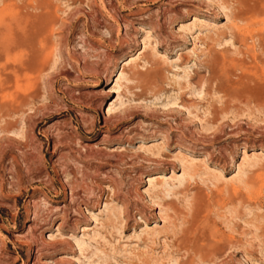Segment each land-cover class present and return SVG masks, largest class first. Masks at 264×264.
<instances>
[{
  "label": "rangeland",
  "instance_id": "374dc122",
  "mask_svg": "<svg viewBox=\"0 0 264 264\" xmlns=\"http://www.w3.org/2000/svg\"><path fill=\"white\" fill-rule=\"evenodd\" d=\"M262 227L264 0H0V264H264Z\"/></svg>",
  "mask_w": 264,
  "mask_h": 264
},
{
  "label": "bare ground",
  "instance_id": "6f19581e",
  "mask_svg": "<svg viewBox=\"0 0 264 264\" xmlns=\"http://www.w3.org/2000/svg\"><path fill=\"white\" fill-rule=\"evenodd\" d=\"M197 21V19H196V17H195V15H193V22H196ZM180 29H184L183 27H181L180 26ZM150 32L149 31H146V39H144V41H143V44H142V46H143V49H142V51H140L139 53H138V56H137V59H139V60H144V62H146V63H153L154 61V59L153 58H148V56H147V49L149 48V38H150V34H149ZM182 37V36H181ZM183 38V40L182 41H187V40H189V39H191V38H189V36H183L182 37ZM164 45V43L163 42H160V43H158V47L160 48V47H162ZM204 46V45H203ZM155 48H156V44L155 45H153V47H152V49H153V51L155 50ZM171 49H174V48H172V47H170ZM193 48V47H192ZM150 50V49H149ZM155 52V51H154ZM179 56H181V54H178ZM161 58V57H160ZM149 59V60H148ZM138 61V60H137ZM124 67L126 68H128V69H132V67H137V63L135 62V61H133V59L131 60H129V61H125V63L123 64V69H124ZM123 69H122V71H123ZM121 75H122V72H121V74H120V76L118 77V79H121ZM119 89V88H118ZM116 92H118V91H116ZM112 93H114V92H112ZM119 96V95H118ZM111 101V100H110ZM124 103H122V102H120L119 101V98H117V99H113L107 106H106V108L104 109V111H102V117H103V119L105 120V118L107 117V116H109V115H111V114H113L114 113V111H115V109H117V108H119V107H121L122 105H123ZM157 146V144H154V143H150V145L148 146V147H154V146ZM114 148V147H113ZM110 151H114V149H111L110 148ZM158 152V151H157ZM243 153V155H244V157H246V156H248L247 155V153L245 152V151H243L242 152ZM178 154H179V152H178ZM181 155V154H180ZM251 155H253V154H251ZM179 157V156H178ZM178 161H179V163H180V167H181V169H182V173L179 175V176H176L175 175V173H173V171H171V170H169L170 172H171V178H174V179H176V180H178V182H179V184H181L182 183V181L184 180V178H185V169H186V167H185V164H186V162H185V160L184 159H177ZM189 164V163H188ZM163 173H159V174H156V175H151V176H148L147 177V180H146V182L149 184V187H150V190H148L145 194H147L148 196V198H150L149 200H150V202H151V204L153 205V207L154 208H157L158 206H159V203L158 202H156V200L155 199H158V196L160 195L159 193L162 191H166V192H168V188L166 187V182H165V178H164V176L162 175ZM161 213V211H159V213L157 214V220L159 221V222H163V220H161V218H159L160 216H159V214ZM95 224L96 225H98V222H95ZM146 227V226H145ZM156 227V225H154L153 226V228H155ZM262 230L264 231V227H262ZM83 232L84 231H89V229H87V227H83V230H82ZM153 233L154 234H156V235H158L159 234V232L155 229V230H153ZM98 235V234H97ZM97 235H93V237H95L96 238V236ZM164 235V234H163ZM99 236V235H98ZM100 238H101V236H99ZM167 237H163V240H165ZM151 240H153V239H151ZM75 242H76V244L78 245V247H80L79 249H81V247L84 245V242H82V241H80V240H75ZM172 246L173 247H175V248H180V246H181V241H180V239H177V238H174L173 240H172ZM252 264H255V263H252Z\"/></svg>",
  "mask_w": 264,
  "mask_h": 264
}]
</instances>
